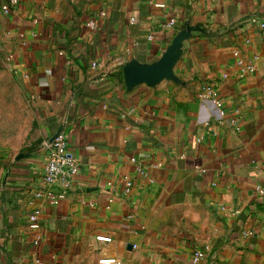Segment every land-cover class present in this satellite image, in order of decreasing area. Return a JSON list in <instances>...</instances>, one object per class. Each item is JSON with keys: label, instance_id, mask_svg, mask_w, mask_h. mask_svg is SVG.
<instances>
[{"label": "crops", "instance_id": "obj_1", "mask_svg": "<svg viewBox=\"0 0 264 264\" xmlns=\"http://www.w3.org/2000/svg\"><path fill=\"white\" fill-rule=\"evenodd\" d=\"M191 29L175 78L126 85ZM59 131L78 172L52 205ZM258 184L264 0H0V264H264Z\"/></svg>", "mask_w": 264, "mask_h": 264}, {"label": "built area", "instance_id": "obj_2", "mask_svg": "<svg viewBox=\"0 0 264 264\" xmlns=\"http://www.w3.org/2000/svg\"><path fill=\"white\" fill-rule=\"evenodd\" d=\"M18 0H11L12 3H16ZM3 9H8L7 6H3ZM242 64V61L239 62ZM248 69L252 70L253 66L249 65ZM48 157L45 163L44 171V183L45 188L39 189L35 196L42 198L46 202L52 205H58L63 201L68 191L72 187V181L76 173L78 172V162L69 150L67 137L63 131H59L51 142L47 144ZM132 186L130 179L125 178L126 192H129ZM256 190L259 194L264 195V184H258ZM41 214L40 207L35 208L28 215L29 227L37 230L41 226ZM101 242H111L112 238L109 236L99 235L96 237ZM205 252L202 249L194 250L191 256V264H203V258ZM114 258H102L98 264H115ZM38 264H44L38 262Z\"/></svg>", "mask_w": 264, "mask_h": 264}, {"label": "water", "instance_id": "obj_3", "mask_svg": "<svg viewBox=\"0 0 264 264\" xmlns=\"http://www.w3.org/2000/svg\"><path fill=\"white\" fill-rule=\"evenodd\" d=\"M191 31L192 29L190 31H182L157 62L144 65L132 61L124 66L123 76L126 85L133 87L141 83H146L149 86H155L165 78H175L173 67L180 56V49L183 46V42L189 37ZM56 134L50 139V142Z\"/></svg>", "mask_w": 264, "mask_h": 264}]
</instances>
